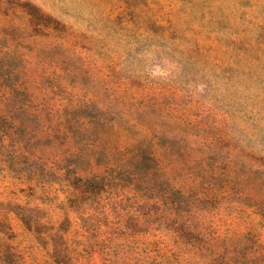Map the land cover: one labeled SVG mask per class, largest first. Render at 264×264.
<instances>
[{
    "label": "rangeland",
    "instance_id": "374dc122",
    "mask_svg": "<svg viewBox=\"0 0 264 264\" xmlns=\"http://www.w3.org/2000/svg\"><path fill=\"white\" fill-rule=\"evenodd\" d=\"M0 264H264V0H0Z\"/></svg>",
    "mask_w": 264,
    "mask_h": 264
}]
</instances>
